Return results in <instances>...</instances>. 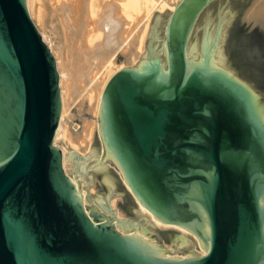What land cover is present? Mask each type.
Wrapping results in <instances>:
<instances>
[{"label": "water", "instance_id": "obj_1", "mask_svg": "<svg viewBox=\"0 0 264 264\" xmlns=\"http://www.w3.org/2000/svg\"><path fill=\"white\" fill-rule=\"evenodd\" d=\"M253 4L180 0L156 18L143 61L108 80L97 148L70 158L72 182L53 142L56 60L26 0H0V264H264V64L245 31ZM74 185L88 186L101 214ZM138 205L195 233L205 254L180 230L147 224Z\"/></svg>", "mask_w": 264, "mask_h": 264}, {"label": "bare ground", "instance_id": "obj_2", "mask_svg": "<svg viewBox=\"0 0 264 264\" xmlns=\"http://www.w3.org/2000/svg\"><path fill=\"white\" fill-rule=\"evenodd\" d=\"M179 1L180 0H27V7L29 10V14L32 18L34 16L35 19H37L35 20L34 23H36L37 27L40 30L42 29L47 30L46 27L49 26L47 24L49 22L52 23V18L51 19L49 18L52 13L48 15V11H49L48 10L49 6L47 7L48 4L50 5V7L51 6L53 7V9H51L52 7L49 9H51L53 13H55V15L58 16L57 19L59 22L56 20L55 21L58 22V25L60 26L59 32H57V30L55 29L56 27H53L55 32L53 31L54 34L51 32V35L53 34L55 36V33L57 32L60 35V39H62L61 42L63 41L64 43L67 42L66 40H71L72 42L73 37H75L76 39L78 38L79 44L77 50L80 51V54L82 55V59H85L83 60V63H81L82 70L84 71L83 74L87 75L88 76L86 77L88 78L87 81L91 82V85L88 83L90 85L88 87L90 88H86V93H85L86 99L87 101H89V105H90L88 109L91 111V114L93 113V116L95 118L94 121L92 119L91 121H93V125L96 128L97 132L101 131L99 117H100V111L103 106L102 92L108 80L115 72H117L122 68H126V67H134L135 69L137 68V66L143 61L144 58L145 50L143 51V43H145L144 39L146 38L147 35L149 20L151 19L150 18L151 15H153V12H155V10L159 11V13L164 10L165 11L174 10ZM261 2H262V6L259 4L261 8H259L258 4H257L258 6L257 8L261 10L258 13L260 14V18H261L260 21L261 24H259V26L260 28L264 29V0H262ZM256 10L258 11V9ZM256 14L257 13H255V16ZM252 15L254 16V14ZM159 17L160 15L157 14L156 18ZM258 18L259 17H257L256 19ZM137 19L142 20L141 22H143L144 20V22L143 24L140 22V25L141 24L142 25L139 30L137 29L138 32L135 33V29H136L135 21ZM250 19H254V18L252 17ZM44 30L42 31V33L44 32ZM42 33L41 36L43 40L46 42L44 35ZM72 43H76V41L75 42L73 41ZM46 44L48 45L50 51L52 52L56 60V66L59 73V89L61 96L60 119L53 142L56 143V140L59 137H62L63 140L65 139L64 144L67 142L76 149L77 144L75 145L74 139H71V136L67 131L66 125L65 127L63 126L65 115L67 114V110L69 107L68 101L70 98L69 96L70 76L67 73V69H65V67L61 62V57H60L61 53H59L58 51H54V48H52V46L47 42ZM119 55H121L122 61H116L118 60ZM86 56H88L89 58L88 57L85 58ZM94 60H96L97 62L95 63ZM90 61H92V65L91 63H88ZM74 62L76 63V61ZM87 63L90 65H87ZM91 121L88 120L86 122L87 123L85 127L86 129L83 128L84 130H86L85 135L84 134L83 135L86 138L85 140L88 139L87 145H89V141H90L89 139L92 135L93 132L92 130L94 128L92 126ZM85 140L83 139V141ZM80 142H82V138ZM92 149H88L89 151L86 154H82L81 156L79 155L78 157H74L75 155L74 153L70 152V154H67L66 148L61 147L63 153V167L66 173H68V171L66 170V165L68 163L67 161L71 162L70 158L87 161ZM96 153L99 164L107 171L108 164L107 162L105 163V159L108 157L106 155V152L103 153L102 150V155H101L100 152H97L96 150ZM68 174L71 181L73 182L72 173H68ZM75 197L77 198L78 201L81 202V204L87 209V212L89 213V210L85 205L86 197L85 199L84 197H82V191L80 189V186H75ZM135 200L138 203L136 198ZM138 208L140 213L145 217L147 224L159 226V228L162 227V228H171V229L180 230L181 232L180 236L186 238H189L187 233H190L192 237H194V239L196 240L195 243L199 247L198 249L199 255L205 254V251L195 233L184 230L181 226L162 223L161 221L153 217L151 209L148 207L138 205ZM101 217L103 220H109L107 216L101 215ZM192 237H190V239Z\"/></svg>", "mask_w": 264, "mask_h": 264}, {"label": "rangeland", "instance_id": "obj_3", "mask_svg": "<svg viewBox=\"0 0 264 264\" xmlns=\"http://www.w3.org/2000/svg\"><path fill=\"white\" fill-rule=\"evenodd\" d=\"M262 0H254V4H253V7L251 8V10H250V12L248 13V15H247V17L245 18V31H246V33L248 34V36H249V38L251 39V41H252V43H253V45H254V47H255V49H256V51H257V53H258V55H259V58H260V60H261V62H262V64H264V36H262L260 33H258L256 30V28H258L259 29V24H261V18H260V14H258L261 10L259 9V8H261L260 7V5L262 6V2H261ZM49 2V1H48ZM260 2V3H259ZM50 4V3H49ZM52 4V3H51ZM257 4L259 5V8H257L258 6H257ZM26 5H27V0H26ZM32 6V5H31ZM49 6V7H48ZM47 7H48V15H50L51 13V15H50V19L52 18V23H48L47 25H49V26H47L46 28H47V30L45 29H42V30H40L38 27H37V25H36V23H35V25H36V27L38 28V30H39V32L40 33H42V31L44 30V32L42 33L43 35H44V38H45V40H46V42L48 43V44H50L51 46H52V48H54V51H58L59 53H61L60 54V57H61V62H62V64H63V66L65 67V69H67V73L69 74V88H70V91H69V96H70V98H69V101H68V110H67V114L65 115V119H64V124H63V126L65 127V125H66V127H67V131H68V133H69V135L71 136V139H74V144L76 145L77 144V146H76V149H78V150H76L75 149V147H73L72 145H70L69 143H67V145H66V143L64 144V141H65V139L63 140L62 139V137H59L57 140H56V143H54V144H56V146L58 147V148H60L61 149V147H65L66 148V152H67V154H70V152H72V153H74L75 155H74V157H78L79 155L81 156L82 154H86L89 150L88 149H92V148H94L95 147V149L97 148V130H96V128L94 127V125H93V121H94V116H93V113L91 114V111L88 109L89 108V101H87V99H86V88H90V87H88V86H90L91 85V82H88L87 80H88V78H86V77H88L87 75H84L83 73H84V71L82 70V64L81 63H83V60H85V59H82V55L80 54V51L79 50H77V48H78V44H79V40H78V38L76 39L75 37H73L72 38V42L74 41H76V43H72L71 42V40H66L65 42L66 43H64L63 41V43L61 42V40L62 39H60V35L57 33V32H59L60 31V26L58 25V19H57V17L58 16H56L55 15V13H53V11L51 10V9H53V7L51 8L50 7V5H48L47 4ZM28 8V7H27ZM49 8H51V9H49ZM254 9H255V11H254ZM256 9H258V11L256 10ZM51 10V11H50ZM170 11H172V10H167V11H161V12H163V13H159V11H157V10H155V12H153V15H151V19L149 20V26H148V31H147V35H146V38L144 39V42L145 43H143V51L145 50V46H146V42H147V39H148V36H149V34H150V29H151V27L153 26L152 24H154V21H155V18H156V16H157V14L158 15H161L162 14V16L161 17H164V16H167L168 14H169V12ZM257 11V12H256ZM28 12H29V10H28ZM253 12H255V13H257L256 14V16H255V13H253ZM252 14H254V16L252 15ZM258 15V16H257ZM31 17V16H30ZM254 18V19H250V18ZM257 17H259L258 19H256ZM34 18V19H33ZM33 18L31 17V19H32V21L33 22H35V20H37V19H35V17L33 16ZM260 19V20H259ZM58 21V22H56V21ZM154 20V21H153ZM257 20V21H256ZM137 21H138V24H137ZM142 20H136L135 21V24H136V29H135V33L136 32H138V30L140 29V27H141V25L143 24V22H144V20H143V22H141ZM54 22H55V24H54ZM140 22L142 23L141 25H140ZM55 25V26H54ZM52 27V28H51ZM53 27H56L55 29L57 30V32L55 33V36L53 35L54 33H53V31L55 32V30H54V28ZM49 28H51V29H49ZM138 29V30H137ZM52 30V31H51ZM260 30V29H259ZM262 30V29H261ZM48 31H50V32H48ZM51 32L53 33L52 35H51ZM49 35H51V36H49ZM59 38H58V37ZM54 37V38H53ZM74 39H76V40H74ZM55 42H54V41ZM77 40H78V42H77ZM51 41H53V42H51ZM52 43V44H51ZM55 44V45H54ZM59 44V45H58ZM66 44V45H65ZM68 44V45H67ZM73 44H75V45H73ZM76 44H77V46H76ZM57 45V46H56ZM71 45V46H70ZM60 46V47H59ZM64 46V47H63ZM56 47V48H55ZM76 47V48H75ZM70 48H72V49H70ZM56 49V50H55ZM57 49H59V50H57ZM71 51V52H70ZM73 53V54H72ZM79 53V54H78ZM71 54V55H70ZM69 55V56H68ZM73 55V56H72ZM76 55H79V56H76ZM81 58V60H80V58ZM88 56H86L85 58H87ZM89 58V57H88ZM74 61H76V63L74 62ZM95 61V63L97 62L96 60H94ZM116 61H122V59H121V55H119V57H118V60H116ZM138 61V60H137ZM88 63H91V65H92V61H90V62H88ZM87 63V65H90V64H88ZM136 63V62H135ZM79 66H78V65ZM134 65V64H133ZM80 67H81V69H80ZM82 73H81V72ZM87 81V82H86ZM90 85H89V84ZM88 115H90V116H88ZM89 118V119H88ZM89 121H91V119L93 120V121H91L92 122V126L94 127L93 128V132H92V135H91V137H90V141H89V145H87V141H88V139L87 140H85L86 138L84 137V135H85V133H86V130H84V129H86L85 127H86V125H87V121L88 120ZM87 120V121H86ZM86 123V124H85ZM84 128V129H83ZM83 130H84V133H83ZM84 134V135H83ZM83 135V136H82ZM79 137H81L82 138V142H80L81 141V138H79ZM83 139L85 140V141H83ZM91 146V147H90ZM89 147V148H88ZM70 148V149H69ZM88 148V149H87ZM62 151V150H61ZM81 152V153H80ZM83 152V153H82ZM100 154H101V151H100ZM68 163H67V165H66V170L68 171V173H72V169H71V162H69V161H67ZM70 163V164H69ZM80 189H81V191H82V197H84V199H85V197H86V199H85V205H86V203H87V197L90 199V202H91V205H92V208H93V210H95L96 212H98V213H100V211H99V209H98V207H97V204H96V202H95V200H94V198H93V196H92V194H91V192H90V190H89V188H88V186L86 185V186H80ZM96 204V205H95ZM132 204V203H131ZM133 205V204H132ZM134 207V206H133ZM134 211H135V207H134ZM101 214V213H100ZM161 229H165V228H162L161 227ZM165 230H167V229H165ZM188 234V236H189V234L190 233H187ZM190 237H192V235L190 234V236H189V238ZM193 238L194 237H192L191 239L193 240ZM195 240V239H194ZM195 245H196V254H199V247H198V245L196 244V243H194Z\"/></svg>", "mask_w": 264, "mask_h": 264}]
</instances>
